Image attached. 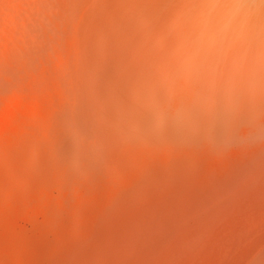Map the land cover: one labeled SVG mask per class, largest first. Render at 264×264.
Segmentation results:
<instances>
[{
	"label": "bare ground",
	"instance_id": "1",
	"mask_svg": "<svg viewBox=\"0 0 264 264\" xmlns=\"http://www.w3.org/2000/svg\"><path fill=\"white\" fill-rule=\"evenodd\" d=\"M66 4L78 59L0 173V264H26L4 214L37 191L44 228L84 226L72 189L90 232L44 264H264V0Z\"/></svg>",
	"mask_w": 264,
	"mask_h": 264
},
{
	"label": "rangeland",
	"instance_id": "2",
	"mask_svg": "<svg viewBox=\"0 0 264 264\" xmlns=\"http://www.w3.org/2000/svg\"><path fill=\"white\" fill-rule=\"evenodd\" d=\"M66 3L72 0H0V173L4 178L13 180L8 166L19 157L17 145L28 132H34L36 123L51 122L67 93L64 67L74 66L78 59L81 19L70 18ZM78 10L83 12L82 7ZM102 21L107 27L112 23ZM72 193L88 217L71 216L74 225L84 226L63 227L60 236L42 226L44 197L40 191L36 192L35 204L5 212L13 225L8 229L11 235L17 234L15 225L28 227L26 264L49 263L48 252L63 253L64 248L90 232L96 206L79 199L77 189ZM108 193L107 188H101L96 202H105ZM0 196L3 198L2 193ZM13 264L21 263L15 257Z\"/></svg>",
	"mask_w": 264,
	"mask_h": 264
}]
</instances>
